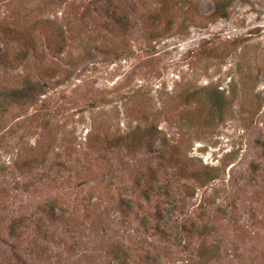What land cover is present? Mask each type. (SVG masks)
<instances>
[{"label": "rangeland", "instance_id": "rangeland-1", "mask_svg": "<svg viewBox=\"0 0 264 264\" xmlns=\"http://www.w3.org/2000/svg\"><path fill=\"white\" fill-rule=\"evenodd\" d=\"M0 264H264V0H0Z\"/></svg>", "mask_w": 264, "mask_h": 264}, {"label": "trees", "instance_id": "trees-1", "mask_svg": "<svg viewBox=\"0 0 264 264\" xmlns=\"http://www.w3.org/2000/svg\"><path fill=\"white\" fill-rule=\"evenodd\" d=\"M16 92H17V91H16ZM16 92H11V93L14 94V93H16ZM24 92H25V91H24ZM24 92H21V93H23V95H25ZM9 93H10V92H9ZM16 95L19 96V93H16ZM48 208H49V209H53V206L50 205V206H48Z\"/></svg>", "mask_w": 264, "mask_h": 264}]
</instances>
